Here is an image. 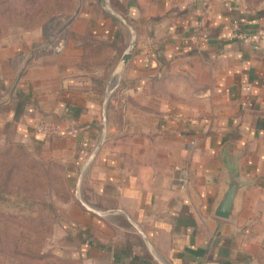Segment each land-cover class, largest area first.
<instances>
[{
	"label": "crops",
	"instance_id": "0c3cea01",
	"mask_svg": "<svg viewBox=\"0 0 264 264\" xmlns=\"http://www.w3.org/2000/svg\"><path fill=\"white\" fill-rule=\"evenodd\" d=\"M77 2L63 31L0 40V142L40 149L77 175L79 200L62 208V220L89 228L94 248L61 239L70 259L256 264L264 253V0ZM39 123L59 131L37 134ZM231 165L244 188L235 218L224 221L213 211Z\"/></svg>",
	"mask_w": 264,
	"mask_h": 264
},
{
	"label": "rangeland",
	"instance_id": "374dc122",
	"mask_svg": "<svg viewBox=\"0 0 264 264\" xmlns=\"http://www.w3.org/2000/svg\"><path fill=\"white\" fill-rule=\"evenodd\" d=\"M46 1L0 0V40L13 34L30 33L35 30L55 34L68 27L71 19L77 15V0H73L72 10L66 6L65 13L58 14L59 16L44 25H38L43 22L40 21L38 12L44 8ZM6 150L17 153V156L10 158L4 156ZM7 169L11 171L12 185L20 184L23 180L29 181L23 192L47 201L52 207L55 220L51 223L50 233L47 222L42 219L23 220L24 217H21L20 220L16 218L20 217L18 212L0 214V264H64L57 256H51L55 250L64 251L59 259L67 258L71 261L69 264H77V262L80 264L79 261L70 259L68 255L70 250L60 244V240L65 235L61 234L64 231L60 224L64 216L62 208L71 199L79 200L74 191L76 182L74 184L69 181V174H74L73 169L65 162L48 158L40 149L24 146L20 151L13 142L9 141L0 142V173ZM37 213L44 216L41 212ZM70 244L73 248L74 243ZM256 264H264V253L259 254Z\"/></svg>",
	"mask_w": 264,
	"mask_h": 264
},
{
	"label": "trees",
	"instance_id": "16d2710c",
	"mask_svg": "<svg viewBox=\"0 0 264 264\" xmlns=\"http://www.w3.org/2000/svg\"><path fill=\"white\" fill-rule=\"evenodd\" d=\"M32 2L36 0H31ZM73 0H47L44 3V8L40 9L38 12L40 21L42 23L38 25H44L46 22L50 21L53 18L59 16L58 14H63L66 12V9L72 10ZM66 6H68L66 8ZM38 19V20H39ZM36 25V26H38ZM35 26V27H36ZM34 28V27H33ZM18 149L21 151L24 149V145L21 143H14ZM9 155V156H8ZM4 156L12 157L17 156V153H10L9 150L4 153ZM77 175L69 174V181L76 182ZM28 180H23L20 184H13L12 175L10 169L5 170L0 173V214L3 213H16L20 214V217H16L20 220L21 217H24L23 220L27 218L42 219L47 222L48 232L51 231V223L55 220L54 214H52L51 205L44 200L31 197L23 192L25 185L28 183ZM13 186V187H12ZM37 212H41L44 216L40 215ZM47 217V218H46ZM66 232L62 237V240L66 242L79 241L83 245H87L90 248H94V240L90 233L89 228L79 229L74 223L65 224L64 222L60 223ZM51 233V232H50ZM54 252V251H53ZM51 253V256H57L58 260H62V263L69 264L71 261L69 259H59L60 255H63L64 251L55 250L57 253ZM115 252H122L120 249L116 248ZM125 253V252H124ZM50 256V254H49Z\"/></svg>",
	"mask_w": 264,
	"mask_h": 264
},
{
	"label": "water",
	"instance_id": "95a60500",
	"mask_svg": "<svg viewBox=\"0 0 264 264\" xmlns=\"http://www.w3.org/2000/svg\"><path fill=\"white\" fill-rule=\"evenodd\" d=\"M124 25L133 33L132 27L123 21ZM131 47V46H130ZM129 55V50L123 53L118 67L120 68ZM244 188L242 180L239 177L236 165H231L227 169L226 181L224 182L223 191L214 208L213 216L224 221H232L238 211V200Z\"/></svg>",
	"mask_w": 264,
	"mask_h": 264
},
{
	"label": "built area",
	"instance_id": "2783aa9c",
	"mask_svg": "<svg viewBox=\"0 0 264 264\" xmlns=\"http://www.w3.org/2000/svg\"><path fill=\"white\" fill-rule=\"evenodd\" d=\"M206 13H207L206 8L198 12V18H199L198 25L200 27L203 26V19H204ZM232 25L234 27H236L237 23L233 22ZM232 38L237 39V40H241V41H246V42L252 41L250 37H247L243 33L237 32V31H234L232 33ZM195 39L200 40V41L204 40V38L201 35H196L193 38H191L192 41ZM60 49H61V45H58L56 50L60 51ZM34 131L37 134H40L43 136H51V135H55L58 133L59 127L57 125L50 124V123H39V124L35 125Z\"/></svg>",
	"mask_w": 264,
	"mask_h": 264
}]
</instances>
